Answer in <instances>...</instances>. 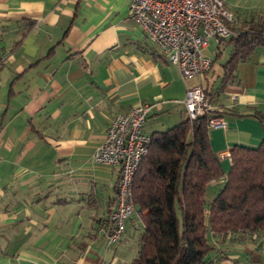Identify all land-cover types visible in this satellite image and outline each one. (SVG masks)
Listing matches in <instances>:
<instances>
[{
	"label": "crops",
	"instance_id": "1",
	"mask_svg": "<svg viewBox=\"0 0 264 264\" xmlns=\"http://www.w3.org/2000/svg\"><path fill=\"white\" fill-rule=\"evenodd\" d=\"M129 1L0 0V264H125L135 257L129 236L142 227L138 216L105 245L119 168L93 158L117 113L151 103L142 126L150 135L183 121L186 89L201 85L226 121L208 132L224 170L236 144L255 146L264 137V43L238 53L229 69L235 33L219 44L209 40L202 52L210 70L184 79L129 19ZM224 3L234 32L264 20L262 2ZM214 247L212 264L237 261Z\"/></svg>",
	"mask_w": 264,
	"mask_h": 264
},
{
	"label": "trees",
	"instance_id": "2",
	"mask_svg": "<svg viewBox=\"0 0 264 264\" xmlns=\"http://www.w3.org/2000/svg\"><path fill=\"white\" fill-rule=\"evenodd\" d=\"M244 25L234 32L230 23L235 47L229 69L238 53L243 57L264 43V20ZM208 132L206 117H198L149 135L148 153L132 182L142 233L135 257L125 264H212L210 235L216 241L256 237L264 243V137L255 146L236 144L224 170ZM220 180L207 200V186Z\"/></svg>",
	"mask_w": 264,
	"mask_h": 264
},
{
	"label": "built area",
	"instance_id": "3",
	"mask_svg": "<svg viewBox=\"0 0 264 264\" xmlns=\"http://www.w3.org/2000/svg\"><path fill=\"white\" fill-rule=\"evenodd\" d=\"M128 17L160 47L164 59L176 65L184 79L208 72L212 59L202 52L203 48L209 40L219 44L233 33L230 23L234 14L224 0H130ZM182 103L186 118L206 117L208 128L226 127L222 109L211 105L201 85L187 87ZM151 107V103L141 102L113 115L103 140L93 151L96 163L119 168L115 207L109 213L105 238L107 247L119 240L125 221L139 215L132 198V182L149 150L150 136L142 126Z\"/></svg>",
	"mask_w": 264,
	"mask_h": 264
},
{
	"label": "rangeland",
	"instance_id": "4",
	"mask_svg": "<svg viewBox=\"0 0 264 264\" xmlns=\"http://www.w3.org/2000/svg\"><path fill=\"white\" fill-rule=\"evenodd\" d=\"M253 1L255 3H261V2L264 3V0H253ZM217 189H211L210 187H208V190L206 191V199L211 200L214 193L218 191ZM178 217L180 218L179 213H178ZM141 233H142V227H139V229L134 230V234H132L131 237L129 236L130 243L131 245L133 244V248L138 246ZM210 236H211L210 241L213 242L216 247L224 249L226 252L232 253L235 255L234 257L238 258L237 261L234 262V264H264V248L260 247L262 243L260 242L259 239H256V237H253L254 239H247V240L226 239V240L216 241L212 235Z\"/></svg>",
	"mask_w": 264,
	"mask_h": 264
}]
</instances>
